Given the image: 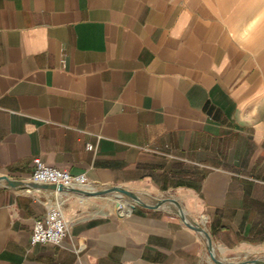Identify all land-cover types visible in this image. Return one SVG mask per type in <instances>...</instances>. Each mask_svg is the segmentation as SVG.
Masks as SVG:
<instances>
[{"label": "crops", "instance_id": "obj_1", "mask_svg": "<svg viewBox=\"0 0 264 264\" xmlns=\"http://www.w3.org/2000/svg\"><path fill=\"white\" fill-rule=\"evenodd\" d=\"M36 157L173 194L225 251L264 248V0H0V264H202L175 209L138 203L63 208L67 236L31 244L67 196L22 186Z\"/></svg>", "mask_w": 264, "mask_h": 264}, {"label": "built area", "instance_id": "obj_2", "mask_svg": "<svg viewBox=\"0 0 264 264\" xmlns=\"http://www.w3.org/2000/svg\"><path fill=\"white\" fill-rule=\"evenodd\" d=\"M86 148L88 150H93L94 145L88 143ZM142 149L152 150L158 153L162 152L158 149H149L148 147H142ZM33 162L34 169L28 180L24 182L26 184H49L55 186V190L57 191L67 192L73 191L74 189H80V186L89 184L87 177L83 173L75 175L71 174L67 169L46 164L39 157L34 158ZM59 186L62 188L61 190L58 189ZM61 205L62 204L59 201L47 204L45 216L42 219L34 221L30 235L31 244H59L67 236L70 222L66 219ZM201 218L202 216H200L199 220L194 221L207 230V218L205 217L204 223L201 222ZM82 248L83 246L80 245L77 250H81Z\"/></svg>", "mask_w": 264, "mask_h": 264}, {"label": "rangeland", "instance_id": "obj_3", "mask_svg": "<svg viewBox=\"0 0 264 264\" xmlns=\"http://www.w3.org/2000/svg\"><path fill=\"white\" fill-rule=\"evenodd\" d=\"M96 188H98L97 190H104V189H108L111 187L96 186ZM127 189L136 193L137 195H139L140 193H143L147 198L146 199L147 201L145 202L150 205H153L162 199L166 200L169 198L170 199L174 198L173 194L171 195L168 193V194H163V195H157V194L152 193L150 190L146 188H143L140 191H135L129 188ZM87 195L89 196H86L85 198H83L85 203L84 202L80 203L77 199H74V197H69V196L58 197V199H53V202H57V201L61 202L62 204L61 206L63 208H68L72 206V212L78 216L80 215H100V214H105L109 212H115L118 210L116 203L114 201L117 198L112 193H105V194L98 195V196H95L93 194H87ZM121 199H125L129 201L133 205L137 203L140 204L138 201L133 200L132 198L126 196L125 194L122 195ZM180 206L182 207V205ZM167 207H171L176 210V207L174 205L171 206L170 204H168ZM187 217L189 220H193L190 218L189 215ZM216 253H217V256H221L225 258L226 264L229 262L248 263L256 259L262 261L263 262L262 264H264V248H242L240 247V248H235V249L227 250V251L216 250ZM202 256H203L202 264H217L214 258L211 257L209 251L207 250V247L204 241H203V246H202Z\"/></svg>", "mask_w": 264, "mask_h": 264}, {"label": "bare ground", "instance_id": "obj_4", "mask_svg": "<svg viewBox=\"0 0 264 264\" xmlns=\"http://www.w3.org/2000/svg\"><path fill=\"white\" fill-rule=\"evenodd\" d=\"M80 189L84 190V191H89V193H93V191H98L97 188H95L94 186H91L89 184H86V185H82L79 187ZM55 193L58 195V194H64V195H67V196H75L78 197V200L80 203H83L84 202V199L86 196H89L87 195L86 193H82V192H76V191H71V192H67V191H55ZM109 193H112L117 199L114 200L115 203H116V206H117V209H118V212L120 214H125V213H128L131 211V209L133 208V204L125 199H121L122 197V193L120 192H117V191H112V192H109ZM95 196H98V195H95ZM139 197V202H144L146 203L145 201H147L146 199V196L143 194V193H140L138 195ZM168 204H170L171 206L174 205L177 209H179V211L185 215L186 219H188L187 217V212L184 208L182 207H178L175 203L173 202H162L160 204V207H166L168 208ZM174 207V208H175ZM204 221V218L202 219ZM199 234L201 235L206 247L208 248L211 256L214 258V259H217L219 261V263L217 264H222V263H226L225 261V258L221 257V256H217V253H216V250H220V251H225L226 248L220 246V245H217V244H214L211 239L209 238V234L207 233L206 229L204 227H200L199 228ZM229 264H240V263H236V262H229Z\"/></svg>", "mask_w": 264, "mask_h": 264}, {"label": "water", "instance_id": "obj_5", "mask_svg": "<svg viewBox=\"0 0 264 264\" xmlns=\"http://www.w3.org/2000/svg\"><path fill=\"white\" fill-rule=\"evenodd\" d=\"M0 178H5L8 180L7 177H0ZM11 184H13L14 186H16L15 183L11 182ZM36 183H32V184H26V183H23L22 186L24 187H33ZM54 189H55V186L51 185ZM59 190H61L62 188L59 186L58 187ZM73 191H76V192H82V193H86V194H93V195H102V194H105V193H109V192H112V191H117V192H120L122 194H125L126 196L132 198L133 200H136L139 202V197L136 193L128 190L127 188L125 187H120V186H113L111 188H108V189H104V190H98V191H93V193H89V191H84L82 189H74ZM162 202H173L175 203L179 208L181 207L180 204L175 201L174 199H166V200H159L157 203L153 204V205H150L148 203H144V202H139L140 204L144 205L145 207H152V208H158L160 206V204ZM176 211L179 213L180 217L183 219V221L192 229H194L195 231L199 232V228L201 227L200 225H198L194 220H187L185 215L182 214L179 209L176 208ZM209 234V233H208ZM209 238L211 239V236L209 234ZM216 261V263H219V261L217 259H214ZM263 262L256 259V260H253V261H250L248 263H240V264H262ZM222 264H226V263H222ZM229 264V263H227Z\"/></svg>", "mask_w": 264, "mask_h": 264}]
</instances>
